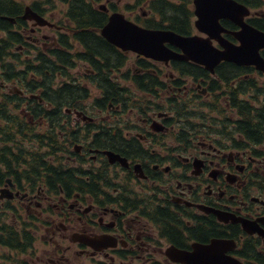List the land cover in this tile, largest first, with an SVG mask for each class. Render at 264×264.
<instances>
[{"label":"flooded vegetation","instance_id":"flooded-vegetation-1","mask_svg":"<svg viewBox=\"0 0 264 264\" xmlns=\"http://www.w3.org/2000/svg\"><path fill=\"white\" fill-rule=\"evenodd\" d=\"M232 1L0 0V220L33 237L21 263L264 264V63L208 67L242 25L264 33V0ZM113 14L208 65L122 49ZM37 156L58 173L35 180Z\"/></svg>","mask_w":264,"mask_h":264},{"label":"water","instance_id":"water-1","mask_svg":"<svg viewBox=\"0 0 264 264\" xmlns=\"http://www.w3.org/2000/svg\"><path fill=\"white\" fill-rule=\"evenodd\" d=\"M225 6L236 5L232 0H223ZM243 14L248 12L244 6L241 7ZM241 24V23H239ZM246 29V43L239 46H230L217 53V58L208 65L204 61L195 59L190 53L178 54L164 46V43H171L182 47L183 45L192 49V37L182 38L173 31H162L142 28L132 22L125 21L121 14H113L108 24L102 29V35L117 46L125 50H132L138 54L155 59L182 58L192 59L199 64L208 65L212 70L213 66L220 60H228L237 64H253L257 68L264 63L259 54V50L264 48V33L242 25ZM249 33H248V32ZM232 259V258H231ZM212 264V263H209ZM230 264H238L237 261H230Z\"/></svg>","mask_w":264,"mask_h":264},{"label":"trees","instance_id":"trees-1","mask_svg":"<svg viewBox=\"0 0 264 264\" xmlns=\"http://www.w3.org/2000/svg\"><path fill=\"white\" fill-rule=\"evenodd\" d=\"M85 17V16H84ZM102 53V52H101ZM36 174L33 177L35 180H38L40 176H44L42 174V171H45L46 173H52L57 174L58 171L55 168H52V166L46 165L47 162L43 160V157L37 156L36 157ZM40 167H43V170H39ZM32 175V172H31ZM33 237L28 232H16L13 228V226L1 223L0 220V246L4 248L9 249H15L19 253H23L28 246H30L32 242Z\"/></svg>","mask_w":264,"mask_h":264},{"label":"rangeland","instance_id":"rangeland-1","mask_svg":"<svg viewBox=\"0 0 264 264\" xmlns=\"http://www.w3.org/2000/svg\"><path fill=\"white\" fill-rule=\"evenodd\" d=\"M123 1H129V0H123ZM135 60H136V58H135L134 55L130 56V58L128 59L126 65L122 69V71H125L128 68H130V70H132V68L135 66ZM123 83L126 85L125 82H123ZM6 214H7L6 219H5L6 223H14V224L18 223V216L13 218L11 216V213L7 212ZM13 219H15L16 222H13ZM1 223H3V222L1 221ZM0 255H2V258L0 257V261L5 263V264H23V263H21V260L26 258L24 253L23 254L22 253H18V252L17 253H13V252H11V251H9L7 249H4V250L0 249Z\"/></svg>","mask_w":264,"mask_h":264}]
</instances>
